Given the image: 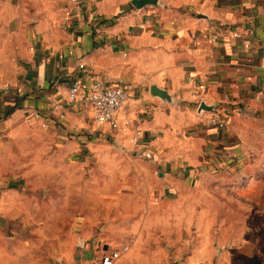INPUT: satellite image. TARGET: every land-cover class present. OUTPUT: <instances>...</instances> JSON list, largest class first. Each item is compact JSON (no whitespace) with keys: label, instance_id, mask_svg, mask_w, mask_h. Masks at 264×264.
<instances>
[{"label":"crops","instance_id":"1","mask_svg":"<svg viewBox=\"0 0 264 264\" xmlns=\"http://www.w3.org/2000/svg\"><path fill=\"white\" fill-rule=\"evenodd\" d=\"M0 73L13 85L0 94V164L7 138L41 123L79 140L92 110L68 100L75 78L128 82L119 116L145 131L139 147L127 137L139 171L128 194L145 209L103 225L114 249L128 246L115 264H264L245 253L264 251L252 240L226 250L243 228L220 203L264 202V0H0ZM216 111L224 128L211 123ZM211 203L224 210L210 214ZM88 232L58 263L45 254L24 264H100Z\"/></svg>","mask_w":264,"mask_h":264},{"label":"rangeland","instance_id":"2","mask_svg":"<svg viewBox=\"0 0 264 264\" xmlns=\"http://www.w3.org/2000/svg\"><path fill=\"white\" fill-rule=\"evenodd\" d=\"M83 116L86 125L79 130V140L73 136L64 140L56 126L46 123L34 129L32 137L7 138L0 164V264H24L45 254L58 263L62 252L80 248L78 239L85 241L81 231L89 233L90 229L95 230V242L100 240L99 260L107 250L102 244L110 249L117 244L103 225L129 214L136 218L143 214V200L128 194L138 188L139 171L127 154V135L108 125L99 126L91 113ZM90 134L97 139L90 140ZM220 203L241 214L243 228L241 241H231L226 250L251 240L264 246V202L240 205L226 199ZM214 205L210 214L224 210ZM245 253L264 258V251Z\"/></svg>","mask_w":264,"mask_h":264},{"label":"built area","instance_id":"3","mask_svg":"<svg viewBox=\"0 0 264 264\" xmlns=\"http://www.w3.org/2000/svg\"><path fill=\"white\" fill-rule=\"evenodd\" d=\"M222 30L223 32L231 31L236 37L240 36V32L234 29L224 28ZM215 36H218V34H215ZM80 67H84V63H81ZM205 82L206 78L200 77L197 85L202 86ZM128 88L129 84L122 76L117 77L112 82H105L101 79L84 82L77 77L69 85L67 97L70 102L78 104L82 108H90L92 117L99 126L108 125L111 129L125 133L131 143L139 147L145 136V131L140 127H132L129 120L123 122L119 116L120 110L130 96ZM12 89V83L3 81L0 73V94H7ZM230 99V94L226 93L224 100L228 101ZM35 115L36 117L41 116L39 112ZM210 120L218 128L226 126V119L218 111L213 113ZM154 133H159V130H154ZM127 249L128 246L124 245L122 248L104 250L99 258L100 264H115L121 252Z\"/></svg>","mask_w":264,"mask_h":264},{"label":"water","instance_id":"4","mask_svg":"<svg viewBox=\"0 0 264 264\" xmlns=\"http://www.w3.org/2000/svg\"><path fill=\"white\" fill-rule=\"evenodd\" d=\"M152 0H133V3H135L137 6H142L148 2H151ZM152 91L154 93H161L156 87L152 88ZM199 109H207V110H212L213 106L207 105L205 102H201Z\"/></svg>","mask_w":264,"mask_h":264},{"label":"trees","instance_id":"5","mask_svg":"<svg viewBox=\"0 0 264 264\" xmlns=\"http://www.w3.org/2000/svg\"><path fill=\"white\" fill-rule=\"evenodd\" d=\"M12 111H13V109H11L9 112H7V115H9Z\"/></svg>","mask_w":264,"mask_h":264}]
</instances>
